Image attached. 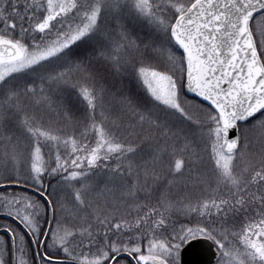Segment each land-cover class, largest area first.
<instances>
[{"label":"snow or ice","instance_id":"snow-or-ice-1","mask_svg":"<svg viewBox=\"0 0 264 264\" xmlns=\"http://www.w3.org/2000/svg\"><path fill=\"white\" fill-rule=\"evenodd\" d=\"M132 20L146 38L129 30ZM80 44L91 46L84 58ZM104 73L144 90L120 101L136 121L128 127L162 130L149 161L144 140L124 135L105 107ZM68 85L86 105L79 118L63 102ZM13 121L0 188L30 180L36 195L0 191V213L19 225L0 224V264H181V249L199 238L221 264H264V0H0V127ZM249 129L259 132L258 155ZM198 142L210 143L200 182H214L215 194L173 196L203 160ZM113 159L121 197L101 205L91 174ZM45 175L59 177L63 197L52 199ZM240 213L246 222L233 230ZM178 216L186 222L177 227Z\"/></svg>","mask_w":264,"mask_h":264},{"label":"trees","instance_id":"trees-1","mask_svg":"<svg viewBox=\"0 0 264 264\" xmlns=\"http://www.w3.org/2000/svg\"><path fill=\"white\" fill-rule=\"evenodd\" d=\"M128 28L130 31L133 32L134 35H137L141 38H146L149 35V29L145 28L142 23H139L135 20H132L128 24ZM90 51H91V46L88 44H80L78 47L74 49L75 55L79 58L86 57L87 53ZM104 75L106 76V80L104 81V83L107 85L109 89L108 93L105 96V107L109 110V113L113 118L115 117L121 118V120L118 123H119V128L124 135H131L136 137L137 142H139L140 139L144 140V142L140 145V155L142 161H149V157L152 155L153 149L156 146V144L159 143L162 146L165 143L164 137L160 135L162 130L156 128H150L147 124L143 126V131H141L138 124L135 128L128 127L129 123L135 124L136 121L134 118L130 117L125 113L120 101V95L122 93L123 94L130 93L133 96H138L142 98L145 95L144 90L140 88L139 85L134 80H131L127 77L123 79H119V78H113L109 76L107 73H104ZM61 96L63 98V102L67 107L71 109L73 115L76 116L77 118L81 117L82 114L84 113L86 105L78 97L76 91L72 89L71 85L65 87L64 91L61 93ZM55 98L56 97H54V99ZM187 98L203 103L199 99L193 97L187 96ZM47 118L48 117L46 116L45 119ZM53 119H55L54 116ZM97 119H99V116L97 117ZM184 126L188 127V125H184ZM15 131H16V125L14 121L9 122L7 131H5L3 127H0V159L3 158L5 147L8 146L10 148V145H7V142L4 139L5 135H11L12 132ZM146 136L147 137L155 136L156 139H151V138L144 139V137ZM247 136L250 142L249 152L251 154L258 155L261 150L258 130L249 129ZM90 138L94 139V137L91 136ZM168 143L171 144L172 142L168 141ZM205 144L206 142H198L197 145L195 146L196 151L199 153L201 157H203V160L198 161L192 165V171L190 174L188 172H185V175L179 178L178 184L172 187L171 191L173 196L177 194L179 195L189 194L192 196L193 199H195L196 197L201 195L211 196L215 194L213 192V189H216V185L214 182H210L209 184H203L200 182V179L205 178L211 172V164L209 163V159H208V154L211 150L210 143L207 145V147L205 146ZM61 151L62 154H65L63 152V149ZM104 164H107L108 168H105ZM115 164L116 161L114 159L110 161H104L100 164L99 167L94 168L93 174H91V178L95 182V188L92 195L93 197H95V202L100 203L101 205L104 203L105 200H107L109 203H115L116 202L115 198L121 197V188L118 185H115L114 183L110 182L109 179L110 170L115 167ZM238 166L243 167V164L239 163ZM26 167H27L26 165L21 166L22 174H26L24 172V169H26ZM148 167L151 168L153 167V165L149 163ZM155 167L157 168V170H159V165H156ZM124 175L127 176V173H124ZM58 180L59 177H48L47 175H45L44 177L45 190L51 194L53 200H56L65 195V192L61 190V186L58 184ZM31 183L32 182L30 180L22 182V184H25L30 187H31ZM0 191L16 192V193L27 192L17 188H5ZM217 191H219L222 195L227 194V189L225 186H221ZM252 191L257 192L256 188H252ZM28 193L30 195H35L30 192ZM257 195H259L258 192ZM123 199H130V198L124 196ZM140 200H143L145 203L148 202L145 199L143 193L140 194ZM152 202L154 203V200ZM88 211L90 212L91 210L88 209ZM65 215H67V213H65ZM133 215H135L134 211H133ZM244 216H245L244 213H240L234 221L230 222V224L234 225L233 230L239 228L243 223L246 222ZM176 219L178 221L177 227L179 226V223L186 222L185 218L182 216H178ZM6 222H8L7 219H0V224ZM45 223H46V217H44V219L42 220V225ZM53 226H54V222H53ZM85 251H87V249H85ZM217 256L218 257L214 264H221L222 257L218 249H217Z\"/></svg>","mask_w":264,"mask_h":264},{"label":"water","instance_id":"water-1","mask_svg":"<svg viewBox=\"0 0 264 264\" xmlns=\"http://www.w3.org/2000/svg\"><path fill=\"white\" fill-rule=\"evenodd\" d=\"M186 95L189 97L199 99L205 104L207 103L206 101H203L202 98L196 96L194 93H186ZM7 188H17L36 195L32 187L22 183L19 185L9 186ZM2 189L5 188H0V190ZM0 218H7L15 221L13 218L7 217L2 213H0ZM51 219H52V213L51 211H49L47 213V221ZM47 228H48V224L46 225L45 230H47ZM188 245H185L184 248L181 249V257H180L181 264H214L216 262L217 248L211 241H207L203 238H199L198 240L189 241Z\"/></svg>","mask_w":264,"mask_h":264},{"label":"flooded vegetation","instance_id":"flooded-vegetation-1","mask_svg":"<svg viewBox=\"0 0 264 264\" xmlns=\"http://www.w3.org/2000/svg\"><path fill=\"white\" fill-rule=\"evenodd\" d=\"M46 221H47V216H46ZM8 222H9V223H12V224H14V225L19 226L18 223H17L16 221L8 220ZM2 224H3V223H2ZM46 225H47V223H45V224L42 225L44 229L46 228ZM2 234H3V233H2ZM2 234H0V235H2ZM33 247H35V246H33Z\"/></svg>","mask_w":264,"mask_h":264},{"label":"rangeland","instance_id":"rangeland-1","mask_svg":"<svg viewBox=\"0 0 264 264\" xmlns=\"http://www.w3.org/2000/svg\"><path fill=\"white\" fill-rule=\"evenodd\" d=\"M8 223V222H7Z\"/></svg>","mask_w":264,"mask_h":264}]
</instances>
